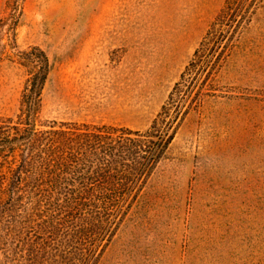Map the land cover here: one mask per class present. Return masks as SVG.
Here are the masks:
<instances>
[{
    "label": "rangeland",
    "instance_id": "obj_1",
    "mask_svg": "<svg viewBox=\"0 0 264 264\" xmlns=\"http://www.w3.org/2000/svg\"><path fill=\"white\" fill-rule=\"evenodd\" d=\"M225 1L0 0V124L147 129ZM233 22L226 59L182 86L173 139L84 263L62 196L14 187L0 159V264H264V0ZM33 47L50 69L25 118Z\"/></svg>",
    "mask_w": 264,
    "mask_h": 264
},
{
    "label": "trees",
    "instance_id": "obj_2",
    "mask_svg": "<svg viewBox=\"0 0 264 264\" xmlns=\"http://www.w3.org/2000/svg\"><path fill=\"white\" fill-rule=\"evenodd\" d=\"M241 1H225L182 72L181 81L175 83L147 129L85 123L52 125L49 129H38L29 122L22 127L0 124V159L9 164L8 171L15 176L14 187L31 186L41 196H62L72 213L70 223L79 238L75 242L82 246L87 241L102 240L116 212L137 193L173 139L184 113L179 100L182 86H188L205 64L212 68L224 59L237 25L233 15ZM19 59L24 66L34 68L22 94V114L29 118L38 106L50 63L45 52L36 47L20 52ZM5 176L2 189L10 185ZM84 247L80 263L88 252L89 256L94 254Z\"/></svg>",
    "mask_w": 264,
    "mask_h": 264
}]
</instances>
